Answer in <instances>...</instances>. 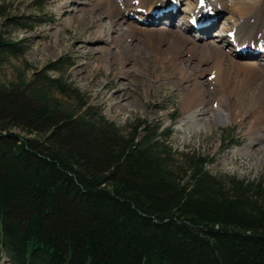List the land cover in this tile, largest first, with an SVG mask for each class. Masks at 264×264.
<instances>
[{"label": "trees", "instance_id": "16d2710c", "mask_svg": "<svg viewBox=\"0 0 264 264\" xmlns=\"http://www.w3.org/2000/svg\"><path fill=\"white\" fill-rule=\"evenodd\" d=\"M26 44L0 37V66ZM70 67L0 83V261L264 264V182L210 173L202 153L172 151L167 129H120L77 96Z\"/></svg>", "mask_w": 264, "mask_h": 264}, {"label": "rangeland", "instance_id": "374dc122", "mask_svg": "<svg viewBox=\"0 0 264 264\" xmlns=\"http://www.w3.org/2000/svg\"><path fill=\"white\" fill-rule=\"evenodd\" d=\"M110 1L111 4L116 3L117 6L119 5L117 13L125 14L128 10L126 0ZM127 1L131 2V5L135 2V0ZM183 1L186 4L189 3V0ZM104 4H107L105 0H0V37L10 40L25 39L27 41L24 55L18 58H8L0 66V83L8 86L20 80H29L35 73L41 72L53 62L59 59L68 60L71 67L67 71L66 77L71 82L73 89L77 91V96L84 98L86 107L99 110L106 120L113 122L120 129H124L128 123L134 121L146 122L148 126H158L160 130L167 129L169 130L168 144L172 151L178 154L187 152L202 153L211 160V165L207 167L210 173L222 177H236L247 181L264 182V153H261L260 156L256 155V151H262L261 147H252L253 150L250 155L233 153L236 149H240L248 143V140L243 137L244 126L229 124L214 127L211 125L209 129L204 128L194 132V134L191 130L193 124L185 120L180 109L181 94L185 86L184 81L179 74L170 76V69L167 65L164 64L165 67H158L153 57H148L141 51L143 45L134 40L129 41L128 39L129 42L127 41L130 46L136 45L138 47V50L132 53L133 55L131 54V58H137L141 61L140 64H137L138 66H129V64L126 66L131 72L129 78L116 77L119 70L118 63L110 66V72L103 66L95 68V61L103 58L104 52L93 55L91 49L93 47L106 48V43L104 41H94V45L87 42V39L92 38L93 12L94 15L100 16L102 8L97 9V6L103 7ZM185 5L183 4L181 8ZM216 8L220 19L218 25L215 23L217 26L214 28L213 33H220L223 27H231L226 26V18H228L229 12L227 10L221 11V6ZM145 11L141 10L133 14H142V12L145 14ZM90 12H92V15H90ZM181 13L179 11L177 16H180ZM130 14L132 12L125 16L127 21L133 25H139L142 30L150 32L156 29H165L163 26L154 28L137 25L129 19ZM81 15H85V18L82 23L77 24L76 20ZM11 17H28L45 23L33 24L31 30L25 33L23 30H16L7 26L6 19ZM68 20L72 21L70 26H68ZM101 21V23H104L105 20L101 19ZM154 22L157 21L150 23ZM168 22L171 25L176 23L173 19ZM165 30L167 34L180 32L178 26ZM117 32L115 33L119 35L120 33ZM182 32L184 31L182 30ZM230 34L227 33V36L230 37ZM113 35L114 33H112ZM122 39L125 40L124 37ZM206 41L207 46L209 43L211 46H215L217 50L219 47V51L225 55L227 53L236 55V52L233 50V53L230 46L227 45L225 38L221 39L218 44L215 42L214 37H210ZM207 48H210L208 49L209 52L213 51L211 47ZM236 51L247 53L251 50L246 46H240L237 47ZM192 55L191 53H185L184 57L187 59ZM236 59L244 61L240 58ZM194 64L196 65V61H194ZM205 67H201L202 70L206 71V74L200 81H208V79L211 81V75L209 76L210 73L207 71L209 67ZM50 75L53 78L55 77L54 73ZM122 86L127 89L131 97L127 100L130 106L126 108L122 105L121 109L115 107L116 103L121 102L114 99L117 91ZM146 90L148 94H145ZM56 97L58 100L63 99ZM75 97L74 94H70L68 98L63 100L69 105H74L76 102ZM186 127L189 128L188 131ZM16 132L18 131L16 130ZM0 264H10V262L4 257Z\"/></svg>", "mask_w": 264, "mask_h": 264}, {"label": "bare ground", "instance_id": "6f19581e", "mask_svg": "<svg viewBox=\"0 0 264 264\" xmlns=\"http://www.w3.org/2000/svg\"><path fill=\"white\" fill-rule=\"evenodd\" d=\"M105 1L107 3L104 4L105 7L97 6V9L102 8L100 16L94 15L92 11V38L87 39V42L94 45V41L106 43V48L93 47L91 49L93 55L104 52V57L95 61V68L103 66L110 72V66L118 63L119 70L116 77L129 78L131 72L126 66L128 64L138 66L137 64L141 61L131 58V54L137 51L138 47L130 46L127 41L129 39V41L134 40L140 43L143 45L141 51L148 57H153L158 67L167 65L170 69V76L179 74L184 81L180 109L185 120L193 124L191 129L193 133L204 128L209 129L211 125L215 127L216 125L239 124L240 127L245 128L243 137L248 140V143L233 153L250 155L254 146L262 149V151H256L257 156L264 153V52L245 53L241 56L242 54L236 51L240 46H246L253 51L264 49V0H204L202 7L197 5L199 0H189L187 4L183 0H135L133 5L126 0L128 10L125 14L117 13L119 5L117 6L116 3L111 4L110 0ZM172 4H176L175 12L169 10L162 12L159 16L152 14L153 11L164 10ZM183 4L186 5L181 8ZM217 6L222 7L221 11L229 12L226 26L231 27H223L220 33H213L220 19ZM141 10H146L145 14L143 12L133 14ZM179 11L182 13L177 16ZM130 12L132 14L129 19L137 25L154 28L163 26L167 30L178 26L180 32L182 30L184 32L167 34L165 29L148 30L150 32H147L139 25L136 26L127 21L125 16ZM84 18L85 15H81L76 23H82ZM213 18L215 21L203 28L195 29L190 24V21L196 22L203 19L206 22ZM101 19L105 20L104 23H101ZM171 19L176 23L171 25L168 22ZM153 21L157 22L150 23ZM71 23L72 21L68 20V26ZM112 33H114L113 36ZM227 33H231L230 37ZM210 37H214L217 44L225 38L227 45L236 52V55L229 53L225 55L219 51V47L217 50L209 43L207 46L205 42ZM207 47H211L213 51L209 52L210 48ZM185 53L193 55L186 59ZM236 58L244 61H238ZM199 66L209 67L207 71L210 73L208 75H211V81L209 79L200 81L206 71ZM145 94H148L147 90ZM129 97L131 95L124 86L119 88L114 100L121 103H116L115 107L121 109L122 105L129 107L127 103ZM186 130L188 131L189 128L186 127Z\"/></svg>", "mask_w": 264, "mask_h": 264}]
</instances>
